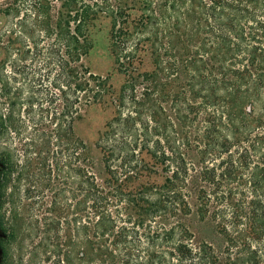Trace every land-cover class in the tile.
<instances>
[{
  "label": "trees",
  "instance_id": "trees-1",
  "mask_svg": "<svg viewBox=\"0 0 264 264\" xmlns=\"http://www.w3.org/2000/svg\"><path fill=\"white\" fill-rule=\"evenodd\" d=\"M57 1L54 24L48 4L33 8L32 32L53 36L59 71L40 90L44 99L30 95L24 108L31 113L37 103L48 128L39 158L46 189H54L52 166L62 173L50 209H59L57 198L69 208L64 194H72L71 218L44 222L45 240H56L55 263L264 264V0ZM101 16L110 19L109 53L124 80L94 143L105 175L99 183L72 125L110 94L108 77L81 64ZM143 56L151 70H138ZM179 64L190 73L178 120L199 122L193 138L176 131L165 108L178 97L168 80ZM10 117L0 114V126L17 132ZM29 154L22 169L34 162ZM17 165L0 152V213ZM192 214L213 224L220 249L193 243Z\"/></svg>",
  "mask_w": 264,
  "mask_h": 264
},
{
  "label": "rangeland",
  "instance_id": "rangeland-1",
  "mask_svg": "<svg viewBox=\"0 0 264 264\" xmlns=\"http://www.w3.org/2000/svg\"><path fill=\"white\" fill-rule=\"evenodd\" d=\"M38 2L39 6H37ZM34 3L37 4L36 7ZM109 3L116 4L115 0H109ZM47 4L50 23L54 24L60 11V2L57 0H48L47 3L43 0H0V10H4L8 5L12 8L8 15L0 13V114H3V120L5 116L11 115V122L14 125L10 126H19L17 132L0 126V152L10 154L18 164L7 185L5 194L8 198L0 213V232L3 235L1 264H56L57 257L54 253L56 240L50 237L49 241L45 240V218L70 219L72 216L71 193L64 194L63 201L70 204L69 208L61 204L60 198H57L59 209L56 211L50 209L53 192L60 186L62 173L52 166L49 179L50 187L53 186L54 189L52 192L46 189L44 185L48 182L43 175L46 168L41 166L39 158L43 156L42 133H46L48 128H45L46 124L43 125V122H38L37 103L33 104L31 113L27 114L24 111L27 106L25 100L30 95L37 101L44 99L43 92L41 93L40 90L45 86L51 88L50 85L59 71L57 67L59 58L53 36L50 39L43 33L32 32L37 19L33 8L36 10L39 8L38 12H41L47 8ZM109 31L108 17L101 16L93 22L92 27L89 28L91 49L87 56L81 59V64L94 75L108 77L111 86L110 94L100 104L83 108L81 119L74 121L72 125L74 134L86 145L91 171L99 183L105 175L101 155L94 147V143L103 131L104 124L114 114L113 103L124 80V76L116 71L113 58L109 53ZM70 66H73V63H70ZM151 69L149 57L143 56L138 70ZM172 70L174 76H171L168 81L178 97L176 103L168 101L165 108L174 122L176 131L193 138L199 122L185 120L183 123L178 120V116L185 115L184 110L182 111L185 106L182 100L184 97L178 93L185 91H181L180 88L185 89L189 82V67L179 64L176 69L173 68L170 71ZM54 92L58 94V91L54 90ZM42 106V108L47 107V103H43ZM53 106L57 108L59 102ZM5 124L7 125V122ZM51 128L53 125L50 126ZM51 149L52 152H56V147L52 146ZM24 150H28L31 153L29 155L34 158V162L27 169H22L26 155ZM189 156L194 157V152L190 151ZM186 221L193 233L194 244L206 241L215 249L223 246V240L214 232L211 222L200 221L194 214L188 216ZM54 235L53 232L49 233V236L54 237Z\"/></svg>",
  "mask_w": 264,
  "mask_h": 264
},
{
  "label": "flooded vegetation",
  "instance_id": "flooded-vegetation-1",
  "mask_svg": "<svg viewBox=\"0 0 264 264\" xmlns=\"http://www.w3.org/2000/svg\"><path fill=\"white\" fill-rule=\"evenodd\" d=\"M2 241H3V235L0 232V264H1L2 258H3V245H2Z\"/></svg>",
  "mask_w": 264,
  "mask_h": 264
}]
</instances>
